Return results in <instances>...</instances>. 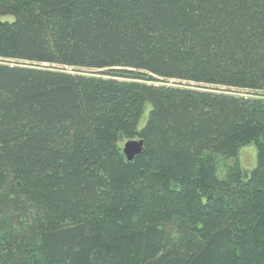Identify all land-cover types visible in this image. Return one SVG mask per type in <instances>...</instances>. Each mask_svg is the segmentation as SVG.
Returning a JSON list of instances; mask_svg holds the SVG:
<instances>
[{
	"label": "trees",
	"instance_id": "1",
	"mask_svg": "<svg viewBox=\"0 0 264 264\" xmlns=\"http://www.w3.org/2000/svg\"><path fill=\"white\" fill-rule=\"evenodd\" d=\"M0 264H264V0H0Z\"/></svg>",
	"mask_w": 264,
	"mask_h": 264
},
{
	"label": "rangeland",
	"instance_id": "2",
	"mask_svg": "<svg viewBox=\"0 0 264 264\" xmlns=\"http://www.w3.org/2000/svg\"><path fill=\"white\" fill-rule=\"evenodd\" d=\"M9 18H11V16H9ZM175 82L180 83L179 81H174V83ZM182 83L183 84H190V85H194V86H203L205 88H213V89H219V90H229L231 92L238 93V94H252V93H255V92L249 91V90L236 89V88H227V87H224V86H211V85L207 86V85H201V84H196V83H188V82H182ZM147 114H148V111L144 115V117L142 119V122L145 121V119L147 117ZM126 141H128V140H126ZM126 141H124V144H125ZM236 159L241 163L243 168H245L246 170H250L251 171V169L256 165V162H257V148H256L255 144H250V145H246V146L242 147L237 158L236 157H227V156L218 154V156H217V160H218L217 175L219 177L225 176L227 166L233 164L236 161Z\"/></svg>",
	"mask_w": 264,
	"mask_h": 264
},
{
	"label": "water",
	"instance_id": "3",
	"mask_svg": "<svg viewBox=\"0 0 264 264\" xmlns=\"http://www.w3.org/2000/svg\"><path fill=\"white\" fill-rule=\"evenodd\" d=\"M144 148L143 140H128L125 142L123 152L128 160H132L137 154L141 153Z\"/></svg>",
	"mask_w": 264,
	"mask_h": 264
}]
</instances>
